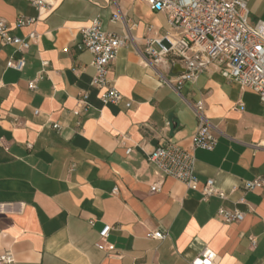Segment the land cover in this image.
I'll return each instance as SVG.
<instances>
[{
  "label": "crops",
  "instance_id": "1",
  "mask_svg": "<svg viewBox=\"0 0 264 264\" xmlns=\"http://www.w3.org/2000/svg\"><path fill=\"white\" fill-rule=\"evenodd\" d=\"M54 2L40 12L26 0H0L12 35H38L26 54L0 50V256L12 255L0 264H191L207 248L216 264H264V188L244 191L264 174L259 96L213 66L195 82L166 84L158 70L167 80L177 74L149 65L146 49L170 28L144 0ZM248 8L252 21H264V0H249ZM19 16L38 21L18 28ZM95 19L106 32L131 37L109 73L124 97L120 105L102 102L91 86L94 57L78 48L80 32ZM21 57L22 72L7 69L9 59ZM199 101L218 143L195 152V171L200 189L212 179L225 200L204 201L183 183L162 179L148 160L167 142L191 146ZM221 208L244 213L243 221L224 223ZM105 226L112 227L109 250L97 246ZM157 230L170 237H146Z\"/></svg>",
  "mask_w": 264,
  "mask_h": 264
},
{
  "label": "built area",
  "instance_id": "2",
  "mask_svg": "<svg viewBox=\"0 0 264 264\" xmlns=\"http://www.w3.org/2000/svg\"><path fill=\"white\" fill-rule=\"evenodd\" d=\"M38 11H48L55 7L54 0H26ZM148 7L166 17L170 28L169 33L160 39H151L146 53L148 64L156 67L165 65L173 69L179 65L183 73H178L172 80L159 75L166 84L176 87L185 82H195L210 67L217 68L222 76L236 82L242 89L256 93L264 104V21H252L248 8L249 0H144ZM120 19L115 16L113 21ZM38 21L37 18L19 16L16 21L18 28L29 27ZM152 28H150V31ZM80 51H87L94 57L92 66L95 75L91 86L98 90L104 104L120 105L124 102L123 95L109 79L112 65L118 58L119 51L131 39L130 35H118L106 32L99 19L80 32ZM38 39L36 32L31 31L26 38L11 34L6 21L0 19V50L4 47H16L17 51L26 54L31 45ZM160 50L153 49V45ZM25 57L11 58L7 61V69L22 72L26 66ZM48 62H43L47 67ZM44 79V71L28 85L30 90L37 88V83ZM87 94L80 97L82 108L86 106ZM126 108L131 103H126ZM243 106V105H242ZM199 119V125L192 136L189 148H183L176 143L167 142L155 148L149 155L157 174L162 178H171L183 183L189 190L200 192L204 201L216 197L226 199L225 193L215 187L212 179L207 180L200 189V180L195 171V152L197 150L213 151L218 143V137L205 115V104L199 101L193 107ZM80 111H75L79 114ZM59 129V125H54ZM131 149H127V154ZM161 184L151 188L152 192L160 191ZM264 188V174L247 181L245 192ZM118 195V189L114 190ZM244 213L221 208L217 217L226 224L240 223ZM93 224V221H91ZM112 230L105 226L100 232V249L109 250L107 239ZM146 237L152 240L164 241L170 237L168 232L150 231ZM253 245L256 241L252 240ZM217 254L212 249H205L191 264H216ZM11 253L0 256V263H11Z\"/></svg>",
  "mask_w": 264,
  "mask_h": 264
},
{
  "label": "water",
  "instance_id": "3",
  "mask_svg": "<svg viewBox=\"0 0 264 264\" xmlns=\"http://www.w3.org/2000/svg\"><path fill=\"white\" fill-rule=\"evenodd\" d=\"M183 72H184L183 69H181V67L179 65H175L173 67V73L174 74L183 73Z\"/></svg>",
  "mask_w": 264,
  "mask_h": 264
},
{
  "label": "rangeland",
  "instance_id": "4",
  "mask_svg": "<svg viewBox=\"0 0 264 264\" xmlns=\"http://www.w3.org/2000/svg\"><path fill=\"white\" fill-rule=\"evenodd\" d=\"M253 19H254V18H253ZM256 19H259V17H255V20H256ZM263 20H264V19H263Z\"/></svg>",
  "mask_w": 264,
  "mask_h": 264
}]
</instances>
